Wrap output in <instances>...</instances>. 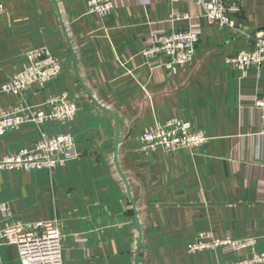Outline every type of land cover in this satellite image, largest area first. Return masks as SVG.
I'll use <instances>...</instances> for the list:
<instances>
[{
  "label": "crops",
  "instance_id": "crops-1",
  "mask_svg": "<svg viewBox=\"0 0 264 264\" xmlns=\"http://www.w3.org/2000/svg\"><path fill=\"white\" fill-rule=\"evenodd\" d=\"M87 1L0 0V86L29 51L62 56L65 89L76 91L80 109L61 123L64 133L70 123L81 138L74 143L81 159L58 169L55 180L43 171H0V231L11 221L61 223L64 264L238 258L225 247L187 253L202 231L254 239L264 251V136L253 105L264 99V64L241 73L226 62L251 50L256 34L264 36V0L241 3L233 24L242 33L207 25L191 0H111L105 18L90 14ZM176 14L189 19L174 21ZM189 29L199 31L195 55L175 75L162 59L142 55L159 35ZM51 88L58 91L57 84ZM47 90L28 103L55 95ZM17 101L0 95V112ZM173 117L207 142L193 151L144 152L141 133ZM36 131L21 126L0 137V158L32 145ZM132 203L139 231L126 215ZM0 264H21L17 249L0 245Z\"/></svg>",
  "mask_w": 264,
  "mask_h": 264
},
{
  "label": "built area",
  "instance_id": "built-area-1",
  "mask_svg": "<svg viewBox=\"0 0 264 264\" xmlns=\"http://www.w3.org/2000/svg\"><path fill=\"white\" fill-rule=\"evenodd\" d=\"M201 9V18L207 25L219 28H236L233 18L239 13L244 0H191ZM88 12L99 18L110 15L113 9L111 0H88ZM5 13L0 4V16ZM174 21L188 20L187 14L173 15ZM199 40L197 29L171 31L159 35L146 48L142 55L146 59L159 58L160 65L170 75L192 62ZM19 69L0 86V95L12 96L17 102L5 106L0 112V137L30 123L39 128L52 122H68L75 118L77 107L74 97L60 92L46 97L41 105L28 103L30 95L45 90L61 74L60 61L45 48L27 52ZM238 72L259 68L264 64V36L256 34L252 49L226 60ZM253 105L261 113L259 133L264 136V99H254ZM146 153L179 150H197L207 139L203 132L181 118L167 119L141 133L138 138ZM74 140L69 133L51 137L39 130V139L29 147L0 158V171L17 170L22 172L46 171L51 174L76 158ZM62 225L57 221H38L33 223L9 222L0 231V245L17 249L21 264H64L62 256ZM229 248L238 254L235 261L224 264H264V251L257 252L254 239L235 241L230 237L218 238L211 231L197 233L187 247V253L217 251ZM250 250L249 258L239 256L241 251Z\"/></svg>",
  "mask_w": 264,
  "mask_h": 264
},
{
  "label": "rangeland",
  "instance_id": "rangeland-1",
  "mask_svg": "<svg viewBox=\"0 0 264 264\" xmlns=\"http://www.w3.org/2000/svg\"><path fill=\"white\" fill-rule=\"evenodd\" d=\"M56 56V55H55ZM58 59H59V61H60V67H61V74H60V77L57 79V80H55V81H53L49 86H47L46 88H45V90L44 91H46L47 89V92L49 93V91H51V87L52 86H54L55 84H57V86H58V91H56V92H53V93H49V94H57V93H60V92H68L71 96L72 95H75V92L76 91H71V90H67V89H65V66H64V62H63V60H62V56H56ZM75 103H76V107H77V110L79 111V109H80V101L78 100V99H75ZM78 111H77V113H78ZM77 113H76V115H77ZM72 123V122H71ZM57 125H55L54 124V122H52L51 124H43V125H41L39 128H37L35 125H33V124H30V123H25V124H23V125H21L22 127H24V126H27V127H29V128H34L35 130H37L38 131V134L36 133V137H33V139L35 140V141H37L38 139H39V130H41V131H43V132H45L46 133V135L47 136H49V137H51V136H53V135H56V134H61V133H64V132H66V129H65V127H63V123H61V122H57L56 123ZM71 125L72 124H70V123H66V127L68 128V130H69V133H70V135H71V137L73 138V140H74V143H75V145H76V147H78V144H79V142H80V140H81V138H80V135H78L75 131H72V130H70V127H71ZM36 131V132H37ZM34 141V142H35ZM33 142V143H34ZM20 149H22V148H20ZM20 149H18V150H20ZM17 150V151H18ZM81 158L80 157H76V158H73V159H71V160H69L68 162H75V163H77L79 160H80ZM67 162V163H68ZM58 169H61V168H58ZM58 169H56L54 172H52V174H51V176L53 177V179L55 180L56 179V177H55V174H56V171L58 170ZM44 173H47L46 171H43ZM48 175H50L49 173H48ZM49 178V177H48ZM63 247V246H62ZM63 249V248H62ZM256 251L257 252H260V251H262V250H260L259 248H257L256 247ZM236 260V259H235Z\"/></svg>",
  "mask_w": 264,
  "mask_h": 264
},
{
  "label": "water",
  "instance_id": "water-1",
  "mask_svg": "<svg viewBox=\"0 0 264 264\" xmlns=\"http://www.w3.org/2000/svg\"><path fill=\"white\" fill-rule=\"evenodd\" d=\"M134 209L135 208H134V205L132 203V208H131V210L127 211L126 215L131 218V227L134 228V229H136L137 231H139V225H138L137 218L135 216Z\"/></svg>",
  "mask_w": 264,
  "mask_h": 264
}]
</instances>
